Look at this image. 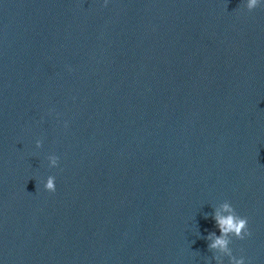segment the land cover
Here are the masks:
<instances>
[{"label":"water","instance_id":"obj_1","mask_svg":"<svg viewBox=\"0 0 264 264\" xmlns=\"http://www.w3.org/2000/svg\"><path fill=\"white\" fill-rule=\"evenodd\" d=\"M225 200L264 264V7L92 0L0 121V264H207Z\"/></svg>","mask_w":264,"mask_h":264},{"label":"clouds","instance_id":"obj_2","mask_svg":"<svg viewBox=\"0 0 264 264\" xmlns=\"http://www.w3.org/2000/svg\"><path fill=\"white\" fill-rule=\"evenodd\" d=\"M104 3L107 4L108 0H104ZM243 4L248 12H252L258 7H264V0H243ZM65 127H67V123H65ZM36 147H43V141L37 140ZM47 160L49 167L56 168L59 166V156L51 154L47 157ZM43 187L46 191L55 192L57 187L56 177L49 175ZM212 207L214 211L205 213V218L209 215L212 217L220 234L217 235L215 231H211L205 237L208 241V249L213 253L207 264H211L212 259L216 261V264H249L245 256L234 254L231 246L233 238L245 240L252 235L249 228V218L240 215L233 204L227 200Z\"/></svg>","mask_w":264,"mask_h":264}]
</instances>
